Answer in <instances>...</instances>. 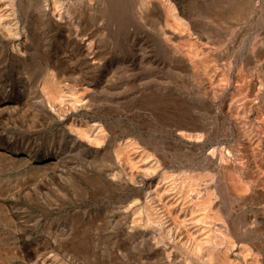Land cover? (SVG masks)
<instances>
[{"label": "rangeland", "instance_id": "1", "mask_svg": "<svg viewBox=\"0 0 264 264\" xmlns=\"http://www.w3.org/2000/svg\"><path fill=\"white\" fill-rule=\"evenodd\" d=\"M178 1L181 3V0ZM110 2L113 13H116L113 16L116 21L113 22L109 15L100 13V8L110 7ZM121 2L115 4V0H93L94 10L84 14L83 5L79 1L76 5H78L77 15L80 18H78L79 22H75L72 33L74 32V36H83L85 42L76 46L71 43L64 46L49 40L47 50L44 48L37 53L40 57L37 60L44 61L43 63H51L56 57H62L63 62L71 60L72 62H68L69 67L65 71V76L72 74L74 81L78 79L72 82L76 88L80 85L85 87L88 86L87 84L102 82V93L97 94L96 104L99 111L106 110L108 114L101 115V119H98L107 134L103 146L114 135L110 130L121 133L123 129H127L132 135L149 137L151 141L159 144L157 149H146L150 155L154 154L152 158H159L163 150L164 153L168 152L167 158H172L174 151L181 152L180 159L176 157V160L168 164L166 169L169 172H180L185 166L189 169L191 166L185 162V157H182L188 154H192L194 160L195 157L197 159L209 157L211 153L216 161H219L223 155L226 160L232 162L230 165H234L236 171H241V174L243 173L252 184V191L246 190V194L252 199L240 207L234 204L232 208L238 219L244 222L241 232H245V223L250 231H262L257 233V236L254 232H245L244 240L241 241L248 244L250 250L259 248V252L254 249L252 254H259L257 261L259 264H264V193H262L264 192V57L258 61L254 60V54L256 55L260 50L261 38L264 36V0H182L183 6L194 9L188 19L198 31V34L194 31L196 36L204 40L207 38L210 41H221L216 45L207 43L204 48L205 44L200 43L195 35H191L185 39L191 41L190 44L193 43L194 47L189 42H182L184 44L182 46L188 50L191 48L192 53L199 49L208 56L216 69L215 78L210 81L212 83L205 75L195 73L189 65L190 59L178 55L165 41L160 32L164 25L161 15L149 16L142 20L136 13V0H129L128 5L126 0ZM237 5L242 9L248 8V14L242 22L234 21L230 25L229 22L233 20L228 17V13ZM185 21L190 27V22L186 19ZM208 34L216 38L209 39ZM242 35L245 37L244 49L240 44ZM243 56L250 57L249 63L246 64ZM93 61L95 63L92 64ZM71 67L75 68L74 73L69 69ZM13 71H11L13 77L0 78V91H4V94L18 92L23 90L24 85L26 88L31 87V92L35 91L36 87L33 83L36 72L27 75L25 81L15 87L14 80L17 77ZM178 114H183L187 122L193 119L198 127L205 131L197 143H188L178 136L174 128ZM13 124L11 125L9 121L7 125L4 123V127L0 124L3 140L8 137L15 142L20 138L22 140L23 137H28L29 140L24 138V143H29L37 154L47 150L50 160L56 166L52 165L46 172L40 173V177L38 173L29 172L27 167L1 162L0 239L7 244H2L0 247L4 250L11 249L12 253L8 257L5 255L6 258L0 255V264H24V262L32 264L31 262L37 261L45 254L53 253L61 257L68 254L65 257L67 264H146L148 258L145 257L142 262L141 257L155 253L149 249L148 241L145 243L146 241H138L128 236L130 233L125 227L130 225L135 214L123 213L128 205L140 199V195L133 190L128 193L119 192L113 188L114 185L106 184L103 175L109 164L103 159L101 161L98 151L88 152L82 148L77 150L73 144H70L69 138L68 141H57L55 131L60 127L52 119L45 125H37V123V126L32 125L29 132L19 130ZM109 125L114 127L108 129ZM207 133L211 136V140L206 139ZM201 144L206 148L201 147ZM195 147L199 149L192 152ZM143 148L146 146L144 145ZM100 149L101 147L97 148ZM5 151L6 149L0 146V152ZM90 178L103 181L108 186V190L100 196L97 193L98 187L95 189L83 183ZM41 185L45 189L42 193L34 194L35 197L25 192H18L28 187L40 188ZM24 210H29L34 215L43 212L49 215L48 217L53 221L51 227L31 221L25 227L28 231L25 228L23 231L16 221L19 220L17 219L19 213ZM77 222L81 226L84 225V229L81 227L84 233L74 234L77 235L76 237L73 233L74 230L75 232L78 230ZM74 223L76 224L73 225ZM59 234L68 237V241L72 238L76 242L81 239L84 245L82 248L85 250L86 246V253L89 251L86 257L88 259L83 261L77 256L72 257V254L65 250L62 251L63 248L55 249L56 242L54 248L50 250L49 245L52 242L50 240ZM238 237L240 235L236 237V242L239 241ZM1 251V253L5 252Z\"/></svg>", "mask_w": 264, "mask_h": 264}, {"label": "bare ground", "instance_id": "2", "mask_svg": "<svg viewBox=\"0 0 264 264\" xmlns=\"http://www.w3.org/2000/svg\"><path fill=\"white\" fill-rule=\"evenodd\" d=\"M79 1L83 5L82 13L85 14V12L89 13L94 10L93 0H0V78L2 76L13 77L11 71L15 68L13 74L17 77L14 80L16 87L25 81L27 75H31L32 72L37 73L34 83L32 82L35 85L34 87H36L35 91L31 92V87L26 88L24 84L22 91L19 90L9 94H4V91H0V124L2 127H4V123L7 125V121H9L11 125L14 123L13 125L19 130L29 132V128L33 127L32 125H36V123L37 125H45L52 119L60 127V129L55 131L57 141L69 138L70 144H73L77 150L82 148L88 152L98 151L101 161L103 159L109 164L103 175L108 182L105 183L109 186L114 185L115 187L113 188L119 192L128 193L133 190L140 195V199L128 205L123 213L128 215L135 214L130 225L125 227L130 233L128 236L135 240L138 239V241H146L145 243L148 241L149 249H152L155 253L141 257L142 262L146 257L148 258L146 264H247L249 261V264H259L257 261L259 254H252L254 249L259 252V248H253L254 245L253 249L251 248L252 250H250L247 246L248 244L243 243L241 240H244L245 232H254L255 236H257V233H262V231H250V228L245 223V232H241L244 222L242 223L236 213L232 211L234 204H238L237 206L240 207L252 199L251 196L246 194L247 189L252 191V184L246 179L247 177H244L243 173L241 174V171H236L237 169H234V165H230L232 162L226 160L227 158L225 159L223 155L219 161H216L217 159L214 160V155H211V153L209 157L200 159L195 157L194 160L192 159L193 155L188 154L186 156L182 155V157H185V162H188L187 164L191 166L189 169L185 168V166L183 167L184 170L181 169L182 171L180 172H169L166 169L167 166L170 165V162L176 160V157L180 159L181 152L178 150V152H173L171 150L173 152L172 158H167L168 152L164 153L163 150L159 158H152L154 154L150 155L146 149H157L159 144L151 141L149 137L139 134L132 135L131 131L127 129H123L121 133L110 130L114 135L103 146L107 139V134L98 119H101V115H106L107 111H99L96 104L98 95L102 93V82L93 85L87 84L88 86L84 85L85 87L79 84V88H76L72 85L74 81L72 74L68 77L65 76V71L69 67L68 62L71 60L63 62L64 59L62 57L54 58L51 63H43L44 61L37 60L39 57L37 53L39 50H44V48L47 50L46 46L47 43L49 44V40H54L64 46L68 43L76 46L85 42L86 39L83 36H74V32L72 33L73 26L76 25L75 22L80 18L77 15L78 5H76ZM126 1L128 5L129 0ZM115 2V4L122 3L121 0H115ZM110 3L111 5L108 8L101 7L100 13L109 15L108 17L113 22L114 20L116 21V18L113 17L116 13H113L112 2ZM181 3L178 0H136L135 7L136 13L142 20L149 16L161 15L160 18H162L164 25L161 24L162 22L160 23L163 26L160 32L165 41L178 55L181 54L183 57L190 59L192 64L190 63L189 65H191L195 73L205 75L209 82L213 81L216 69L209 61L208 56L204 55L202 51L200 52L199 49L192 53V49L184 48L182 42H189L190 44L191 41L186 39L191 37V35H195L200 43H204V48L208 45L207 43L216 45L221 41L212 40V42L207 40V38L204 40L202 37L196 36L194 31L197 34L198 31L188 19L189 15L192 14L190 12H194V9L187 8ZM87 9L89 11H85ZM114 11L116 12V10ZM228 14V17L233 20L229 22L230 25L234 21L242 22L248 14V8L242 9L237 5ZM185 19L190 22V27L187 26ZM208 35H210L209 39L216 38L214 35ZM240 44H242L244 49V35L240 37ZM260 44V50H258L256 55L254 54L255 61L264 57V36H262ZM249 58L248 56L243 58L246 64L249 63ZM94 61L92 64L95 63ZM75 62L77 63V61ZM69 69L74 73V67ZM77 80L75 79V81ZM83 80L85 81V79ZM103 90L105 91V87H103ZM178 115L179 117L174 122V128L178 136L188 143H197V140L202 138V133H205V131L198 127L193 119H188L189 122H187L184 120L185 116L183 117V114ZM107 127L112 129L114 125ZM208 134L206 139L211 140L212 138ZM24 138L29 140L28 137H23L22 140L20 138L18 141L12 142L8 137L3 140L2 134L0 135V146L6 149L4 153L0 152V164L2 162L24 166L27 167L29 172L38 173L39 176L40 173L46 172L52 165L56 166L50 160L47 150L38 154L35 153L29 143H24ZM144 145L146 148H143ZM203 146L201 144V147ZM100 147L101 149L97 150ZM203 148H206V146ZM196 149L199 148H193L192 152ZM240 159L242 160V158ZM52 160L54 159L52 158ZM83 183H86L87 186H93L95 189L98 187L99 191L97 193L100 196L108 190V186L103 181H96V179H86ZM43 189L45 188L41 185L40 188L37 186L34 188L28 187L18 192H25L30 196H34V194L42 193ZM142 196H144V200H142ZM19 214L20 216L17 217L19 220L16 222L23 231V228L27 227L31 221L44 223L50 227L53 223L48 217L49 215L44 214V212L34 215L29 210H24ZM0 220H2L1 214ZM2 222L4 223V221ZM78 224L76 226L78 230L77 232L74 230L73 235H80L79 232L84 233L81 230L84 225ZM250 226L252 228V225ZM251 233L250 237L252 236ZM77 235L74 236L77 237ZM238 235H240L238 237L239 241L236 242L237 240L235 241V239ZM246 237L248 236L246 235ZM53 238V240H50L52 244L49 242L50 250L54 248V243L56 242L55 249L60 250L63 248L62 251L65 250L67 253L72 254V257L77 256L83 261L88 259L86 257L89 251L86 253V246L85 250L82 248L84 245H82L81 239H78L77 242L73 238L68 241V237L65 238L62 234ZM1 240L3 239H0V246L6 243ZM1 247V256L6 255L8 257L9 254L11 256V249L5 248L4 250ZM143 248L145 250V246ZM1 250L5 252L1 253ZM67 255L64 254V257H61V255L54 253L45 254L42 258L31 263L67 264L65 263ZM24 264L26 263L24 262Z\"/></svg>", "mask_w": 264, "mask_h": 264}]
</instances>
